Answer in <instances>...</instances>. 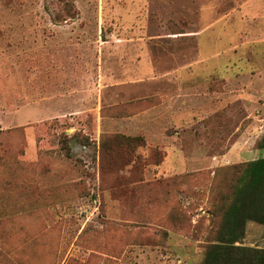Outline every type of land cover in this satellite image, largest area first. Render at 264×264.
Masks as SVG:
<instances>
[{"label":"rangeland","instance_id":"374dc122","mask_svg":"<svg viewBox=\"0 0 264 264\" xmlns=\"http://www.w3.org/2000/svg\"><path fill=\"white\" fill-rule=\"evenodd\" d=\"M253 1L0 0V264L200 263L264 123L223 165L212 155L236 135L219 119L232 108L164 125L185 157L210 155L172 172L176 155L148 144L139 120L161 97L138 91L132 67L146 46L174 66L193 57L201 79L217 66L250 82L264 73V28L209 25L233 10L264 19ZM240 245L264 249V224L248 221Z\"/></svg>","mask_w":264,"mask_h":264},{"label":"crops","instance_id":"0c3cea01","mask_svg":"<svg viewBox=\"0 0 264 264\" xmlns=\"http://www.w3.org/2000/svg\"><path fill=\"white\" fill-rule=\"evenodd\" d=\"M263 1L254 0L252 2L254 9L255 7L260 8V5L264 4ZM237 11L233 10L216 17L211 20L212 23L209 26L220 25L221 28H225L227 24L238 21L240 23L238 27L242 29L245 23L250 24L253 28H264V19L251 16L250 19L244 20L245 18ZM255 14L257 13L255 12ZM194 37L196 42V33ZM252 38L255 37L252 36ZM147 40L141 38L143 43ZM139 55L137 66L132 67V71H135L134 75L140 78L138 91L144 94V97L150 95L161 97V102L156 107L143 112L139 116V120L141 125L146 128L145 135L148 144H161L167 153V158L172 157V154L176 155V158L172 159L168 165L169 167L165 166L166 169L172 172L194 170L198 164L196 161L198 157L210 155L205 150L194 148L191 155L185 157L182 146L176 142L177 138L164 136L162 127L166 124L188 125V122L193 121L197 114L207 118L219 117L217 112L225 107H227V111L232 108L233 112L231 115H220L219 119L221 122L235 124L237 127L234 134L236 135L229 147H224L223 150L212 155L215 157L214 161L223 165L222 162L225 163L230 159L248 155L246 151H250L252 148L248 146L249 144L246 147V143H248L247 133L251 128H254L253 125L258 126V124L264 123V80L260 79L261 77L264 78L263 72L246 75L250 82L244 83L239 80L243 75H239L236 70L218 71L216 66L209 68V71L204 73V78L201 79L199 78L201 72L195 70L197 60L193 57L189 58L187 63L174 66L173 59L154 60L146 46L141 47ZM124 69L127 70V67ZM111 73L112 70L109 68L108 75ZM132 93H135V90ZM246 123L248 125L245 126ZM263 125H260L259 128H262ZM241 126L242 129H240ZM170 139L175 142L170 141ZM260 154L256 159L264 157V149ZM212 163L214 165V162Z\"/></svg>","mask_w":264,"mask_h":264},{"label":"trees","instance_id":"16d2710c","mask_svg":"<svg viewBox=\"0 0 264 264\" xmlns=\"http://www.w3.org/2000/svg\"><path fill=\"white\" fill-rule=\"evenodd\" d=\"M260 145L264 148V137ZM237 168L239 175L232 186V200L219 205L214 212L220 214L219 224L199 264H264V249L240 245L248 221L264 224V157Z\"/></svg>","mask_w":264,"mask_h":264}]
</instances>
